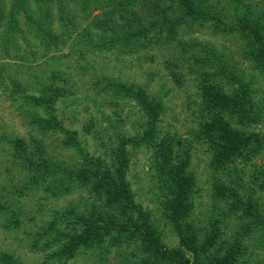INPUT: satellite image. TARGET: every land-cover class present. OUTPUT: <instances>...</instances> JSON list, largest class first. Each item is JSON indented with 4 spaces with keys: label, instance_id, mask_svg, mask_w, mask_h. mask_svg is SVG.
<instances>
[{
    "label": "rangeland",
    "instance_id": "374dc122",
    "mask_svg": "<svg viewBox=\"0 0 264 264\" xmlns=\"http://www.w3.org/2000/svg\"><path fill=\"white\" fill-rule=\"evenodd\" d=\"M28 1L36 16L39 15L36 1ZM80 1L63 2L64 8L71 6L70 13L65 9L61 15L69 17L63 23L55 6L56 1L51 0L49 8L54 10L52 20L42 24L54 35L50 40L51 45L41 37L42 33L37 31L35 36L32 30L35 28L22 15L18 17V29L23 31L24 38L19 33H11L6 16L0 17V264H125L126 260L135 262L143 257L137 249L138 244L132 243L130 246H109L99 251L81 252L64 262H58L56 257L51 258L50 254L56 246L49 248L40 243L54 236L49 226L65 232V210L75 205L83 210L90 195L85 186L73 183L68 194L53 197L45 189L51 181L49 178L31 187L29 172L10 141L16 138L28 141L32 137L40 138L48 153L61 166L80 167V149L82 154L102 158L103 166L108 168L112 167L111 152L121 146L122 138H126L129 153L126 178L134 202L150 213V219L162 235L163 247L180 249L183 256L189 259L188 264H194L191 253L179 247L176 234L161 210L162 197L153 177L154 149H148L142 143L136 145L130 140L135 136L140 137L148 129L146 110L137 99L125 95L121 85L125 84L130 91L142 90L148 101L156 100V104H159L155 147L167 135L185 144L186 155L183 157L189 153V170L195 175L197 187L191 220L195 219L199 225L205 226L213 214L212 202H216L212 195L214 187L233 184L235 178L229 170L222 173L223 170L211 166L215 152L201 135V127L205 123V116L199 107L202 94L198 75L201 73V60L194 59V56L201 55L199 48L205 42L216 47L220 55L229 53L233 60L242 65L247 73L246 78L255 81L253 91L263 95L264 75L253 72L242 61L238 34L213 36L206 24H199L206 21L203 17L191 19L195 17L193 13L184 16V9L179 11L180 0H175L173 6L175 14L184 17L173 40L151 42L125 53L96 46L101 35L97 26L106 19L111 0L108 7H104L106 0H97L95 6L91 3L86 10H82ZM129 1L134 2L135 10L144 8L143 0ZM243 1L261 5V0ZM0 2L2 10L7 11L12 0ZM200 2L205 10L226 5L234 14V0ZM231 19L236 21V17ZM85 27L93 31L91 36L80 35ZM151 37L149 34L141 39L151 41ZM184 43H190V47L185 49ZM207 70L213 72L207 68L204 73ZM236 87L225 82L223 89L230 94ZM42 94L54 98L52 114L65 130L70 131L72 137L54 128L44 135L36 130L35 120L50 118L51 112L45 107L33 111L27 97ZM232 123L247 137L254 134L261 139L264 136V115L257 124L244 128L238 126L236 119ZM70 138H75L78 146L75 147ZM226 162L222 167L241 172L239 182L246 183L244 189H238L241 194L238 198L244 202L253 200L256 210L264 214V194L257 191L251 176L253 168L264 166V149L256 157L246 160L238 157ZM233 207L236 211L245 209L239 203ZM227 212L220 241L226 243V248L234 245L233 252L237 255L235 264H264V247L259 243L262 236L260 227L256 226L249 234L246 229L249 222L237 219L241 213L235 214L231 209ZM15 219H18V224L14 223ZM38 231H45L46 234L38 238L34 235ZM35 239L38 240L37 245L40 243L38 250L33 247ZM7 255L11 260L4 261L3 257Z\"/></svg>",
    "mask_w": 264,
    "mask_h": 264
},
{
    "label": "trees",
    "instance_id": "16d2710c",
    "mask_svg": "<svg viewBox=\"0 0 264 264\" xmlns=\"http://www.w3.org/2000/svg\"><path fill=\"white\" fill-rule=\"evenodd\" d=\"M35 1L40 12L37 16L28 0H12L6 12L2 10V2H0V17L6 16L11 33H19L21 38H24L23 31L18 29V17L22 15L26 22L36 29L32 28L35 36L37 31L42 33L41 37L46 38L47 44L51 45L50 40L54 35L42 27L46 21L52 20L54 10L49 8L51 0ZM54 1L57 3L55 6L58 8L61 21L65 23L69 17L61 15L65 9L70 13L71 6L67 8L62 6L66 0ZM180 1L179 11L184 9L182 11L184 16L193 13L195 17L191 19L203 17L206 21L199 24L201 26L206 24L213 36L227 37L229 34H238L242 61L246 62L253 72L257 71L260 75H264V0H261L260 6L244 3L243 0H234V14L227 9L226 5L205 10L200 0ZM91 3L95 6L97 0L80 1L82 10H86ZM174 3L175 0L169 2L143 0L144 8L135 10L134 2L111 0L106 19L97 26L101 35L96 46L100 49L104 47L108 50L117 49L125 53L142 48L151 42L173 40L180 27L178 25L184 17L175 14ZM108 6L109 0H106L104 7ZM234 17L236 21L231 19ZM92 34L93 31L86 27L80 32L82 36ZM146 34L152 35L151 41L141 39L147 37ZM184 46L188 49L190 43H184ZM199 49H201L199 50L201 55L194 56V59L201 60L202 74L198 75L201 82L199 89L202 90V94L199 107L203 117L205 116L201 135L208 140L215 152L211 166L223 170L222 173L229 170L235 178L233 184L214 187L212 195L216 202H212L211 213L213 214L205 226L199 225L195 219L191 220L197 187L195 175L189 170V153L183 157L186 155L185 144L178 138L167 135L155 147L159 104H156V100L148 101L142 90L130 91L125 84L121 87L125 95L137 99L146 110L148 129L140 137L135 136L130 140L136 145L142 143L148 149H154L153 177L162 197L161 210L176 234L179 247L191 253L194 264H201V259H203L202 264H235L237 255L233 252L234 245L226 248V243L220 241L224 234L223 220L228 217L227 211L231 209L235 214L241 213L237 219H246L249 222L246 223L249 234L256 226L260 227L261 247H264V214L256 210L253 200L244 202L238 198V195H241L238 189H244L246 184L239 182L241 172L222 166L227 163L226 161L238 157L244 160L256 157L264 149V136L261 139L254 134L247 137L244 131L241 132L232 123V120L236 119L241 128L257 124L264 115V95L253 91L255 81H252L253 78H246L247 73L242 65L238 63L239 61L233 60L229 53L220 55L216 47H211L210 43L206 42L201 43ZM207 68L213 72L210 73L207 70L204 73ZM225 82L230 86L237 85L235 91L230 94L224 92ZM55 94L53 92L56 97ZM47 96L42 94L27 97L34 108L33 111L36 112L45 107L51 112L50 118L35 120L36 130L44 135L54 128L60 130L59 132L65 136L72 137L70 131L65 130L61 123L56 121L57 118L52 114L54 98ZM224 113L225 116H223ZM70 139L76 144L75 147L78 146L75 138ZM10 142L14 152L23 159V165L27 168L32 180L31 187L34 183L38 185L49 178L51 181L47 183L45 189L53 197L68 194L70 185L73 183L85 186L89 192L90 197L86 198L87 204L83 210H79L77 205L65 210L66 231L50 225L49 231H53L54 236L46 241H40L42 245L49 248L56 246L50 254L51 258L56 257L58 262H64L81 252L137 243V249L143 257L135 262L124 260L125 264H188L189 259L183 256L180 249L163 247L162 235L150 219V213L134 202V195L126 178L129 165L126 138H122L121 146L111 152V168L103 166L105 163L102 158L82 154L80 149V167L61 166L55 162L42 140L37 137H32L28 141L16 138ZM251 176L257 191L264 194V166L253 168ZM235 203H239L245 209L236 211L233 207ZM14 223L18 224V219H15ZM45 234V231L42 233L38 231L34 235L40 238ZM37 241V239L34 240L33 247L38 250L40 243L37 245ZM3 260H11V257L4 256Z\"/></svg>",
    "mask_w": 264,
    "mask_h": 264
}]
</instances>
